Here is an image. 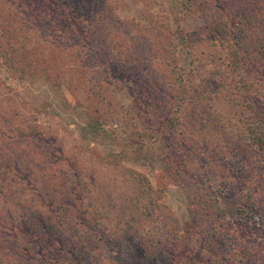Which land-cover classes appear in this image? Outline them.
<instances>
[{
	"label": "rangeland",
	"instance_id": "obj_1",
	"mask_svg": "<svg viewBox=\"0 0 264 264\" xmlns=\"http://www.w3.org/2000/svg\"><path fill=\"white\" fill-rule=\"evenodd\" d=\"M114 1L105 18L138 19L147 26L146 18L159 20L157 31L149 28L151 45L132 71V65L122 66V56L106 55L104 45L91 54L62 53L66 44L78 49L79 34L65 26L75 17L68 18L66 9L88 10L91 1L0 0V264H145L150 251L168 239L172 249L156 259L164 255L165 264L188 257L204 264H261L258 235L239 221L254 202L255 224L264 225V157L251 146L229 156L231 131L210 120L223 113L237 136L249 125L264 133V90L260 97L255 86L243 90L260 98L250 111L240 107L246 99L233 100L238 104L226 110L229 79L223 105L210 101L206 116L197 109L195 117L203 122L186 128L193 132L182 145L170 130L156 136L152 128L167 116L182 115L185 106L196 110L187 97H176L179 75L198 84L199 68L173 44V32L191 34L190 44L201 49L203 60L218 54L206 64L207 77L214 64H222L226 42L208 35L194 42L192 32L208 34L206 20L220 12L202 14L196 2L190 7L191 0ZM52 18L62 24L58 34L45 35L62 58L54 65L51 46L37 37L25 49L22 39L35 19L49 25ZM250 27L264 31L261 20ZM258 70L250 79L261 78L263 87L264 69ZM213 81L226 83L221 74ZM146 87L151 98L143 96ZM190 139L205 145L193 147ZM174 241L182 242L178 249ZM192 250L199 254L190 255Z\"/></svg>",
	"mask_w": 264,
	"mask_h": 264
},
{
	"label": "trees",
	"instance_id": "obj_2",
	"mask_svg": "<svg viewBox=\"0 0 264 264\" xmlns=\"http://www.w3.org/2000/svg\"><path fill=\"white\" fill-rule=\"evenodd\" d=\"M89 1H91V5L90 7L88 6V10L82 9L81 11L75 10V12H73L72 7L66 9L68 18L73 17V15L75 17L70 26H65L66 28L71 29L73 33L79 34L78 37H76L78 43L74 42V46H77L78 49H74L71 44H66L64 46L65 50L62 53H73L74 50H76L83 54L88 51L91 54L99 52L100 47L104 45L107 47L105 53L106 55H111L113 53L117 54V56L120 55L124 61L122 66L132 65L130 70L132 71V69H136V64H138L137 61L139 60L140 63L144 59V56H141V54H146V51H148L147 49H149L152 42L151 39L153 32H149L148 34L149 28H154L157 31L159 27V20L150 19V17H148L146 18L148 22L147 26L143 25L138 19L132 21H121L114 15H110L105 18L107 11L110 9L109 7H112L115 1ZM195 2L196 10L198 12L202 13L205 10V15H207L210 10L215 9L220 12V16H217V19L213 20L214 22L206 20L205 24H209L210 28H212L207 32L208 34L201 35V32H192L194 33L192 35L193 41L199 42L205 36L207 37V35L211 40H216V37H218L223 42H226L224 43L226 50L224 53V58L219 59L220 63L222 64L219 65L218 63L216 66L214 64L212 73L208 72L207 77H205L203 74L206 70V64H213V59L219 58L218 54L209 55L207 57L208 60H206V58L203 60L201 57L203 54L201 53V49L199 47L197 49L196 45V50L192 46L193 44H190L191 42L189 41V36H191V34H187L181 30L173 32V37L175 39V43L173 44H177L188 56L190 55V64L199 68L198 84L193 83L191 78L185 80L181 75H179V80L176 82L177 86L179 87V91L177 92L176 97L181 99L187 97L189 101H193L192 105H194L196 110L193 111L191 107L186 108V106L180 108V102L172 96L174 104H176V108H180V110L184 111V113L182 115L176 114V116H167L166 119L164 118L165 121H161V123H158L157 126L155 125V127L152 128V132H158L160 137L164 134H168V130H170V133L173 136H176L174 139H177L180 145H182V141H185L186 138L189 137L190 132H193V130L186 128L191 126H199L203 122L202 119L195 117L197 114V109L199 112H201L200 116H206L203 113L207 112L209 107H211L212 104L210 101H217L221 106L223 105V102L221 104V99L224 96V93H222V87L228 84L229 79L233 81V84L230 83V86H233L227 92V97L224 98L227 100V104L223 105L226 110L238 104L236 102L231 104L233 100L245 101L246 99V104H241L240 107L242 108V112L245 109L246 111H250L252 107L254 108L255 101L260 99L259 97L261 93L263 94L262 91L264 90V86L262 87L261 83L262 79L254 78L255 81H252L249 75L255 72L256 76H258V68L264 69V36L262 35L264 31L257 32L255 29L252 31L250 27L251 21L254 22L261 20L264 23V0H194V2L191 0V8L195 7ZM200 5H202V9L198 8ZM220 23L223 24V27L219 26ZM48 24L49 25H44L42 22H39L37 19H35L33 23L27 27L25 35H22L23 46L25 49L32 48V42L39 41V39L42 42H45L47 46L52 47V53H50L49 59L50 64L54 65L55 63H59L62 58L59 53L54 52L56 47L54 45V39L48 40L46 39L45 35L47 33L58 34L57 30L62 29V24H57L53 18L50 22H48ZM21 25L25 27V23L22 22ZM6 29L7 28L4 27L3 31H6ZM222 41L221 43H223ZM187 44L189 45L185 47ZM40 45L41 44H39V46ZM216 46L217 45L215 44V47ZM167 47L168 44L163 45V49ZM229 51L231 52L232 57L227 58ZM222 65L225 66L224 69L220 68ZM244 68H246L248 72H245ZM218 71L221 73H218ZM236 71H239V73ZM217 74L222 75V77L225 79V84L218 85L213 81ZM261 76L264 78V74H261ZM212 77L213 80L210 79ZM246 78H248V80ZM143 79H145V77ZM204 79L210 80H208L206 83L204 81L203 85L202 83H199ZM154 81L158 82L156 79ZM248 86H250L252 89H254L255 86L254 91L259 97L250 95L247 92H243V90H247ZM164 93H166V91H164ZM152 95L153 93H150L149 88L146 87V89L143 91V96L151 98ZM169 95L170 94H167V96ZM217 109L220 110L219 107H217ZM225 112L227 113V111ZM215 116L217 117L215 118ZM215 116L212 117L210 121L216 125L217 129L222 130L225 128L231 131V134L229 135L230 138H228L227 144L225 146V148L228 149V152L230 153L229 156L235 155V153L238 155V153L242 151L245 152L247 149L250 152L251 146V151L256 152L257 156L264 157V133L258 132L254 126L249 125L247 128H245L247 132H241L237 136L234 134L235 129L231 119L223 116V113ZM148 117L150 116H146V120ZM150 119L152 120L151 117ZM246 119L249 121L250 114H246ZM254 120L258 122V118ZM91 128L93 129V133H96V125L92 126ZM225 129H223V131L227 132ZM82 131L90 133L92 130L89 128H84ZM190 140L192 143L194 142L193 147H195L197 144H201L200 147L202 148V146L204 147L205 145L204 141L202 140L200 141L201 143L198 141L195 142L193 139ZM244 140H247V142L241 143V141L243 142ZM214 143L212 142V144ZM230 163H234V160L232 159ZM248 205V212L242 211V218L240 219L239 224L244 230H250V232H254V236H256V234L258 235V237L255 238L257 240L255 244L259 249V261L261 264H264V225L257 226L255 224L253 211L255 210L256 204L252 202ZM171 244L172 239H168L165 243L161 242L158 246L156 245V248H153L150 251V255H147L145 264L150 262H152V264H165L166 261L164 259V255L160 257L162 260L158 261L156 259L159 256V253H169V249H172ZM181 244V241L176 242L177 249L179 246H181ZM193 252L195 255L199 254V252L192 250L190 251V255L193 254ZM188 258H185L182 262L177 264H204V262L201 263L195 258L190 257V261ZM210 261L213 262L212 260ZM211 264L216 263L213 262ZM219 264L221 263L219 262ZM222 264L228 263L225 261V263L223 262Z\"/></svg>",
	"mask_w": 264,
	"mask_h": 264
}]
</instances>
